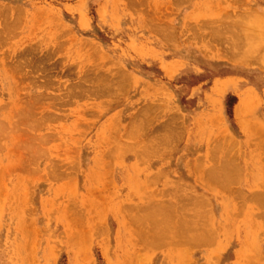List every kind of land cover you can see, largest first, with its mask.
I'll return each mask as SVG.
<instances>
[{
  "label": "rangeland",
  "instance_id": "374dc122",
  "mask_svg": "<svg viewBox=\"0 0 264 264\" xmlns=\"http://www.w3.org/2000/svg\"><path fill=\"white\" fill-rule=\"evenodd\" d=\"M253 22L264 0H0V264H264Z\"/></svg>",
  "mask_w": 264,
  "mask_h": 264
},
{
  "label": "bare ground",
  "instance_id": "6f19581e",
  "mask_svg": "<svg viewBox=\"0 0 264 264\" xmlns=\"http://www.w3.org/2000/svg\"><path fill=\"white\" fill-rule=\"evenodd\" d=\"M250 17H251V16H250ZM253 17H254V16H252V18H253ZM256 18H257V17L255 16L254 19L257 20ZM250 19H251V18H250ZM250 19H249V20H250ZM246 20H248V18H247ZM259 20H260V19H259ZM259 20H258V21H259ZM251 21H253V20L251 19ZM248 22H249V24H252L250 21H248ZM248 22H246V23H248ZM259 22H260V21H259ZM235 23L237 24L238 22H235ZM253 23H254V22H253ZM256 23H257V22H256ZM236 24H235V25H236ZM254 24H255V23H254ZM235 25L233 24V27H234ZM241 25H242V24H241ZM241 25H240V26H241ZM247 25H248V24H247ZM247 25H244V27L247 26ZM258 25H260V24H258ZM262 25H263V23H261V26L258 27V26H256V24H255V27L258 28V29L260 28L261 30H264V27H263ZM222 26H223V25H222ZM222 26H221V27H222ZM237 26H238V25H236L234 28L237 29ZM240 26H238V27H240ZM249 26H250V25H249ZM253 26H254V25H253ZM253 26H251V28H253ZM221 27H219V29L216 30V31H217L216 34H218V36L220 37V38H219V37L217 38V39H219V40H222V39H223V38L221 39V36H220L221 34H222V36H223V34L225 35V33H227L226 31H225V33H221V31H222V30H221ZM241 27H243V26H241ZM262 27H263V28H262ZM222 28L224 29V27H222ZM247 28H249V27H247ZM247 28H246V31H247L246 34L249 35L248 33L250 32L251 34H250L249 36H250V38H251V35L253 34V32H251V31H249V30H252V29L249 28V30H248ZM256 28H255V30H257V32H258V33H257L258 36L261 35V34L264 32V31L259 32L260 29L258 30V29H256ZM243 29H244V31H245V28H243ZM212 30H214V29H212ZM219 30H220V32H219ZM233 30H234V29H232V28L230 29L231 32H233ZM241 30H242V28H240L239 33H240ZM255 30H254V32H256ZM244 31L242 30V32L240 33V35L243 34V36L241 35V36H242V39H241V40L238 39L240 35L238 36V38H236L235 35L232 33V35H234V36H232V35L230 34V36H231L232 38H231V37L229 38L231 42H229V40H228L227 43H226V40H227L226 37H225L226 40L224 39V41H223V40H222V41H223L224 43L228 44V45L231 47V43H232V42H234L232 45L235 46L236 41L239 40V41H237V43L239 42L238 45L241 46V41H242L243 39H247V37L244 35V33H245ZM248 31H249V32H248ZM213 32L215 33V30H214ZM236 32H237V30H236ZM219 33H220V35H219ZM260 33H261V34H260ZM237 34H238V32H237ZM254 34H255V37H253V35H252V37H253V38H256L257 34H256V33H254ZM211 35H213V34H211ZM226 35H227V34H226ZM263 35H264V34H263ZM216 36H217V35H216ZM241 36H240V38H241ZM223 37H224V36H223ZM227 37H229V35H228ZM245 37H246V38H245ZM259 37H261V39L259 38V39H260V42H259L258 40H257V42H258L259 44H261V42H262L261 40H263V42H264V39H262V35L259 36ZM165 38H166V37H165ZM235 38H236V39H235ZM250 38H248V39H250ZM257 38H258V37H257ZM257 38H256V39H257ZM263 38H264V37H263ZM217 39H216V41H217ZM231 39H232V40L235 39V41H232ZM251 39H252V38H251ZM249 41H250V40H247V44H246V45H248V47H249V44H250V45H253V43H252L253 41H252V42H249ZM223 42H220V45H223V44H224ZM242 42H243V41H242ZM245 42H246V40H245ZM254 42H255V41H254ZM221 43H222V44H221ZM229 43H230V44H229ZM226 44H224V45H226ZM254 44H255V43H254ZM224 45H223V46H224ZM262 45H264V43H263ZM226 46H227V45H226ZM234 46H232V47H234ZM240 46H239V48H240ZM235 47H236V46H235ZM235 47H234V50H233V51H235ZM246 47H247V46H246ZM250 48H251V47H250ZM252 48H253V46H252ZM247 49H249V48H247ZM95 53H96V52H95ZM242 53H244V50H242V52L240 51V54H239V55H241ZM97 54H98V53H97ZM242 56H244V55L242 54ZM263 58H264V57H263ZM241 59H242V58H240V60H241ZM243 59H244V58H243ZM261 61L264 63V60L261 59ZM125 71H126V70H123V72H125ZM126 74H127V72H126ZM88 78H90V77H88ZM91 78H92V77H91ZM125 78H126V77H125ZM123 80H124V79H123ZM125 80H126V79H125ZM121 81H122V80H121ZM121 81H120V79H119V81L117 82V84H119ZM124 82L126 83V81H124ZM119 85H120V84H119ZM121 86H122V84H121ZM174 116H175V115H174ZM173 121H174V118H173L172 123H171V124L174 126V124H173L174 122H173ZM177 126H178V125H177ZM178 130H179V129H178ZM168 131H169V129H168ZM166 132H167V131H166ZM169 132H171V136H172V131H169ZM180 132H181V130L179 131V133H180ZM259 132H260V131H259ZM259 132H258V133H259ZM181 133H182V132H181ZM181 133H180V134H181ZM260 133H261V132H260ZM169 135H170V134H169ZM165 137L168 138V135L165 136ZM173 137H174V135H173ZM170 138H171V137H170ZM178 139H180L179 136H178ZM178 139H177V140H178ZM166 140H168V139H166ZM170 140H174V142H175V137H174V139H170ZM178 141H179V140H178ZM150 153H151V152H150ZM227 156H228V155H227ZM229 158H230V157H229ZM229 158L225 157V160H224L222 166H221L220 168H218V169H214L213 167H211V168L208 167L209 169L206 170V174H207V176H205V177L208 178V179H207L208 181H206V179H205V181H206L208 184H209V181H212V180H213V177H215V181L217 180V182H219V183H221L222 181H223V183H224V182L228 183L229 181H231V179H232L231 177L233 176V173H235V172H234V171H235V168H234V166L232 165V163L235 162V161L229 160ZM211 159H212V158H211ZM231 161H232V162H231ZM189 169H190V168H189ZM187 170H188V168H187ZM214 171H215V173H214ZM236 173H237V172H236ZM213 174H214V175H213ZM204 175H205V174H204ZM236 175H237V174H236ZM237 176H238V175H237ZM223 183H222V184H223ZM226 183H225V184H226ZM175 188H176V187H175ZM177 188H178V187H177ZM176 191H177V190H176ZM177 192H178V191H177ZM258 194L260 195L259 192L255 194V197H254V200H255V201L260 200V199H259L260 196H261L262 194H264V193H261L260 196H259ZM176 195H177V193H176ZM176 195H175V196H176ZM178 195H180V194H178ZM257 196H258V197H257ZM179 197H180V196H179ZM262 197H264V195L261 196V198H262ZM256 198H257V199H256ZM182 201L184 202V200H182ZM204 201H205V200H204ZM169 202H170V201H169ZM173 202H174V201H173ZM257 202H258V201H257ZM257 202H256V204H257ZM260 202H261V200H260L259 203H258V205L260 204V206H258L257 208H259V207L261 208V205H264L263 200H262V203H263V204L260 203ZM178 204H179V205L181 204V206L184 205V203H178V201H177L176 205H178ZM200 204H202V202H201ZM200 204H199V206H200ZM148 205H149V204H148ZM161 205H162V204H161ZM161 205H160L159 207H161ZM163 205H164V203H163ZM174 205H175V202H174ZM174 205H172V207H173ZM205 205H206V204H205ZM193 206H194V205H193ZM159 207H158V208H159ZM162 207L165 208L166 206H162ZM172 207H171V205H169V208H172ZM175 207H176V206H175ZM206 207H208V206H206ZM262 207H263V206H262ZM166 208L168 209V205H167ZM185 208H186V207H184V209H185ZM198 208H200V207H198ZM149 209H150V208H149ZM167 209H163V208H162L163 212H164V210H167ZM186 209H187V208H186ZM191 209H192V208H191ZM201 209H202V208H201ZM211 209H212V208H211ZM150 210H152V209H150ZM160 210H161V208H160ZM168 210H169V209H168ZM171 210H172V209H170L169 213H172L173 215H174V213L177 214V211L175 212L174 210H172L173 212H171ZM142 211H143V210H142ZM144 212H145V210H144ZM144 212H143V213H144ZM147 212H148V211H147ZM209 212H210V211H209ZM169 213H168V214H169ZM199 213H200V212H199ZM144 214H145V213H144ZM147 214H148V215H146V216L144 215L145 218L150 216V215H149L150 212L147 213ZM168 214H167V215H168ZM172 214H170V215H172ZM144 216H142V217L144 218ZM152 216H153V215H152ZM155 216H157V215L155 214ZM176 216H177V215H176ZM176 216H175V219H176ZM158 217H159V215H158ZM173 217H174V216H173ZM187 217H188V216H186V219H185V220H187ZM149 218H150V217H149ZM160 218H161V217H160ZM195 218H196V217H195ZM195 218H194V219H195ZM146 219H147V221H148V218H146ZM150 219H151V218H150ZM161 219H162V218H161ZM142 220H143V219H142ZM163 220H164V218H163ZM171 220H174V218H172ZM171 220H170V221H171ZM144 221L148 224V222H147L146 220H144ZM166 221H167V220H166ZM179 221H180V220H177L178 225L183 224V222H182L183 220H181L182 223H179ZM196 221H197V219H196ZM167 222H168V221H167ZM171 222H172V221H171ZM173 222H176V221H173ZM188 222L192 223V220H190V221H188ZM186 223H187V222H186ZM172 224H174V223H172ZM172 224H171V225H172ZM187 224H189V223H187ZM192 224H193V223H192ZM192 224H191V225H192ZM157 225H158V224H157ZM160 225H161V224H160ZM160 225H158V226H160ZM175 225H176V224H175ZM155 226H156V225H155ZM158 226H157V228H159ZM182 226H184V225H182ZM182 226H180V227H182ZM193 226H194V225H193ZM222 226H223V225H222ZM223 227H224V226H223ZM161 228H162V227H161ZM167 228H168V227H167ZM162 229H164V228H162ZM179 229H180V228H179ZM180 230H181V229H180ZM196 230H197V229H196ZM182 231H183V230H181V232H182ZM149 232H150V231H149ZM149 232H148V233H149ZM162 232H163V231H162ZM176 232H178V231H176ZM181 232H180V234H181ZM184 232H185V231H184ZM184 232H182V234H184ZM150 233H151V234H149V235L152 236V232H150ZM178 233H179V232H178ZM185 233H187V232H185ZM200 233H201V232H200ZM206 233H207V232H206ZM153 234H154V233H153ZM167 234H169V233H167ZM187 234H188V235H187ZM187 234H184V235L188 236V238H189L190 235H189V233H187ZM195 234H196V233H195ZM198 234H199V232H198ZM207 234H208V233H207ZM207 234H206V235H207ZM142 235H143V234H142ZM147 235H148V234H147ZM147 235H145V236H147ZM149 235H148V236H149ZM156 235H157V234H156ZM169 235L172 237V234H171V233H170ZM201 235H202V234H201ZM148 236H147V238L145 237V238L147 239V241H146V243L144 242V244H147V243H148V244H150L149 248H153V247H155V246H154V242H155V245L158 246L157 242H159V241H158V240H157V242L154 241V242H152L153 244H151V243H149V240H151V239L148 240V238H149V237L151 238V236H149V237H148ZM154 236H155V235H154ZM154 236H152V237H154ZM191 236H192V238H193V239H191V237H190L191 240H195V239H196V238H194L195 236H196L197 238H198V236H199L198 239H200V234L197 236V235H194V234L192 233ZM207 236H208V235H207ZM209 236H210V235H209ZM158 237H159V236H158ZM169 238H170V237H169ZM198 239H196V240H198ZM168 240H172V239H168ZM196 240H195V243L198 244V243H199L198 241H200V240H198V241H196ZM143 241H144V240H143ZM173 241H174V240H173ZM173 241H172V242H173ZM161 242H162V241H161ZM164 242H165V241H164ZM195 243H194V244H195ZM148 244H147V247H148ZM151 245H153V247H152Z\"/></svg>",
  "mask_w": 264,
  "mask_h": 264
}]
</instances>
